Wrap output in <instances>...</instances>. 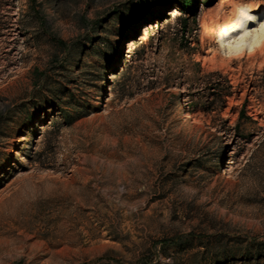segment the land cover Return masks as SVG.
<instances>
[{
    "label": "rangeland",
    "instance_id": "rangeland-1",
    "mask_svg": "<svg viewBox=\"0 0 264 264\" xmlns=\"http://www.w3.org/2000/svg\"><path fill=\"white\" fill-rule=\"evenodd\" d=\"M190 2L0 0V264H264V50Z\"/></svg>",
    "mask_w": 264,
    "mask_h": 264
},
{
    "label": "clouds",
    "instance_id": "clouds-1",
    "mask_svg": "<svg viewBox=\"0 0 264 264\" xmlns=\"http://www.w3.org/2000/svg\"><path fill=\"white\" fill-rule=\"evenodd\" d=\"M223 3L224 0H219L218 9ZM254 11L252 0H233L230 12L216 25L211 37L221 57L236 59L264 50V21H260ZM172 15L175 16V10ZM249 23L256 27L249 28Z\"/></svg>",
    "mask_w": 264,
    "mask_h": 264
},
{
    "label": "bare ground",
    "instance_id": "bare-ground-1",
    "mask_svg": "<svg viewBox=\"0 0 264 264\" xmlns=\"http://www.w3.org/2000/svg\"><path fill=\"white\" fill-rule=\"evenodd\" d=\"M228 1L229 0H224V3H223V6H222V8H220V9H224V7L227 5V3H228ZM260 10L262 11V13H264V7H262V8H258L257 7V9H255V11L253 12V14L254 15H256V14H258L259 12H260ZM209 11V10H208ZM215 15V13L214 12H208L207 13V16L212 20V22L213 23H215L216 25L218 24V23H220V20H219V18L218 17H216V16H214ZM206 24V23H205ZM253 26H254V23H249V25H248V27L249 28H253ZM204 30L206 31V32H209V27L207 26V25H205L204 26ZM236 33H234V35H235ZM218 133V132H217ZM230 144H232V143H230Z\"/></svg>",
    "mask_w": 264,
    "mask_h": 264
},
{
    "label": "trees",
    "instance_id": "trees-1",
    "mask_svg": "<svg viewBox=\"0 0 264 264\" xmlns=\"http://www.w3.org/2000/svg\"><path fill=\"white\" fill-rule=\"evenodd\" d=\"M181 1V6L183 7V9L185 10V11H190L191 9H192V7H193V3L192 2H190V0H180ZM218 76V81L217 82H213L212 83V86H219L221 83V77L219 76V75H217ZM223 83H224V85H226V97L227 96H229V89H230V87L228 86V82L226 81V80H223L222 81ZM213 87V88H214Z\"/></svg>",
    "mask_w": 264,
    "mask_h": 264
}]
</instances>
